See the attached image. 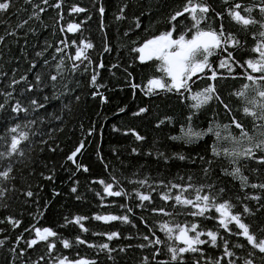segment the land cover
<instances>
[{
  "label": "trees",
  "instance_id": "trees-1",
  "mask_svg": "<svg viewBox=\"0 0 264 264\" xmlns=\"http://www.w3.org/2000/svg\"><path fill=\"white\" fill-rule=\"evenodd\" d=\"M12 2L14 7L11 14H0V35H4L6 30L10 33L0 41V103L5 100L3 93L11 92L12 98L5 105L8 113L11 112L10 105L17 99L21 100L24 106H28V111L11 114V118L8 113L0 111V136L10 139L6 128L15 123H20L22 128L25 121L34 123L30 128H24L29 132V137L19 145L23 155L14 154L11 158L0 159V170L9 162L13 165L9 174L13 178L9 181L0 180V187L8 189L5 195L0 197V205L7 206H0V220H4L5 216L20 220L16 228H12L6 221L0 223V229H3L0 231V239L8 237L4 244L0 245V264H31L33 261L35 264H49V261L55 264L58 255L67 256L69 259L83 257L94 261V264H140L144 256H149V264H156L157 261L166 259L164 245L159 246L161 253L157 254L155 260L151 259L154 245L143 249L137 245L147 243L142 239L144 235L152 238L149 228L162 241L166 239L164 233L156 226L160 220L187 224L196 222L197 230L217 231L228 240V247L236 253L231 259L236 260V264H242L239 258H247V251L251 246L246 245L243 237L230 235L218 226L219 222L214 217L219 214L215 209L207 210L203 217L187 215L185 213L189 211L188 206L172 208V201L160 200L158 192L163 189L154 181L163 179L166 183L172 181L180 184H212L213 189H204L212 193H216L221 187L224 188L225 191L217 197V202L229 199L235 205L233 211L241 212L242 206L246 204L251 211L249 214H242L241 219L249 224L250 231L255 232L259 238L262 233L258 230L264 227V190L258 187L241 189L238 179L233 180L222 173L221 169L230 171L232 167L222 150H231L236 145L227 138L222 127L220 139L214 134L216 124H228V131L233 136H239L240 130L231 124L232 117L245 129L252 131V118L242 113L241 101L233 95V92L245 83L244 78L239 75L243 69L234 67L235 75L230 76L225 69L218 68L220 55H223L221 53L209 57V63L218 74H223L222 77L218 75L215 80H209L207 77L210 70L205 68L203 73L193 76L190 82L193 92L212 83L221 100L231 109L230 113L215 100L199 110H192L189 105L193 101L180 99L175 93L157 91L145 95L140 88L133 89L130 86L132 83L143 86L149 76L158 75L154 62L142 64L138 60L133 61L137 55L130 51L135 46L133 41L138 44L152 35L168 30V17L182 5L183 0H62L59 10L51 7L56 0H48L47 4L41 3V0H31L30 3L26 0ZM207 2L211 6L208 14L210 26L218 28L223 23L225 32H232L244 46L243 51H233V56L241 63L246 58L254 57L255 54L249 51L254 44L251 33L258 31L259 26L249 25L245 30L228 17L223 0ZM227 2H231V7L236 1ZM260 2L261 0H244L242 4ZM31 3L45 9L44 12L38 13L39 19L29 18L33 11ZM73 3L86 9V12H70L68 9ZM100 3L105 7L103 15L97 10ZM125 5L124 18L117 20L119 9ZM212 10L220 12L222 16L215 17ZM58 11L62 19L57 17ZM211 14L214 17H211ZM251 15L260 18L257 9H254ZM20 21L27 23L21 28H16L15 25ZM69 22L80 23V29L68 32L66 25ZM101 23L104 25L102 29ZM137 23L139 27H136ZM184 23L187 24L188 20L184 19ZM61 27H64L63 32L60 31ZM12 32L15 34H11ZM81 37L90 40L94 45L93 49L88 50L93 64L85 71L87 61H74L78 68L73 71L69 56L74 54L75 46L71 45V41L76 40L78 44ZM61 41L68 42L69 47L64 48ZM105 43L109 46L108 50L104 48ZM57 47L62 51L56 52ZM61 57L63 71H58L55 65L61 63ZM45 60L48 61L47 64L44 63ZM101 62L103 67L97 69V83L101 87L96 89L90 86L89 79L92 69ZM125 69L132 73L130 81L126 79ZM37 74H40L42 80L38 87L35 81ZM21 75L26 76V81H20L18 85L9 88L11 80H19ZM51 75L56 76L55 81L50 79ZM28 83L33 84V88L21 92L20 89H26ZM93 91L102 93L104 102H101L99 94L93 96ZM251 94L249 90V95ZM76 96H79V100L75 99ZM31 99H35L42 107L29 106ZM121 107L124 111H117ZM140 107L146 108V111L138 113ZM190 111L194 112L191 121L194 129H207L211 122L213 132H207L202 138L188 144L182 140L170 139L171 136L179 135L180 126L186 125V117ZM164 117H171V121L164 120ZM256 123L259 124L260 121ZM127 129H134L144 139L136 140ZM41 140L45 143L41 144ZM81 141L84 146L73 159L87 166V172L83 169L77 170L76 164L65 159ZM49 146L53 150L50 151ZM213 147L220 151L219 156L212 154ZM132 148H137L138 151L133 153ZM5 149L6 144L0 140V152ZM157 151L163 152L168 160L157 156ZM173 153L183 154L186 159L179 160ZM260 154L255 153L257 156ZM200 157H203V160ZM208 161H211V164ZM238 166L241 167L243 175L249 178V183H264V163L254 159H241ZM205 167L209 169L207 175L203 171ZM252 169L256 171L253 172ZM48 176L53 178L46 179ZM112 176L117 177L119 187L129 193L127 198L123 195L108 196L103 192V185L99 180L111 183ZM189 176H192V181L188 180ZM145 177L156 191L151 193V204L145 201L142 207H137L140 201L132 189L136 187L141 191L149 190L147 185L141 187L135 183ZM73 186L77 189L74 193L71 191ZM112 190H118L116 184H113ZM27 191H32L33 196H27ZM175 192L174 189L172 194ZM252 195H258L260 199L252 200ZM237 196L241 198L240 201L235 199ZM154 206L165 207L167 212L174 215L169 217L162 213H153L151 208ZM128 208L132 211L129 212ZM106 214L126 215L129 219L128 222H104L94 219L95 215ZM75 216L87 217L81 222L87 231H81L79 225L73 221ZM208 216L213 218H206ZM44 227H49L58 234V238H49L55 244L51 253L43 241L32 247H28L26 243L34 238V228ZM229 228L233 232L237 231L234 224H229ZM111 231H116L119 235L109 240L104 233ZM17 236L20 237L18 241ZM76 236L88 243L76 242ZM60 239L69 240L70 247L65 249ZM201 239L206 241L205 245L200 246L205 259L221 258V264H227L229 258L221 257L222 244L213 247L207 243L206 236L202 235ZM103 243H107L114 251L109 253L95 247ZM236 243L245 244V248L233 247ZM90 244L94 246L90 247ZM121 247L124 248L123 252L120 251ZM253 251L254 264H264V254L258 250ZM109 255L112 259L108 258ZM205 259H201L199 253L185 254V264H193L194 260L205 264Z\"/></svg>",
  "mask_w": 264,
  "mask_h": 264
},
{
  "label": "snow or ice",
  "instance_id": "snow-or-ice-1",
  "mask_svg": "<svg viewBox=\"0 0 264 264\" xmlns=\"http://www.w3.org/2000/svg\"><path fill=\"white\" fill-rule=\"evenodd\" d=\"M26 2H31V0H26ZM224 3H227V0H223ZM41 3L47 4L48 0H41ZM62 0H56V2L51 5L54 9H61ZM14 7L12 0H0V14H11V9ZM31 7L33 11L30 14V19L35 17L39 19L38 13L44 12L45 9L39 7L35 3H31ZM125 6H122L119 9V14L116 16L117 20L123 19V13ZM210 4L207 0H183L182 5H180L175 11H173L168 17L169 20V28L166 31H161L159 34L152 35L149 38L144 39L142 42L135 44L134 47L130 49L132 53L137 55L134 56L133 61H140L142 64L148 61H152L155 64V71L158 75H151L147 78L146 82L141 86L140 84L132 83L130 86L133 89L140 88L141 91L144 92L145 95L153 94L157 91L175 93L180 99H190L193 101L189 105L192 110H199L202 106L208 104L210 101L215 100L220 102L223 107L231 112V109L227 104H225L220 96L216 92V88L212 83H208L206 87L200 88L197 91L193 92L191 87V80L193 76H196L197 73H203L205 68L210 70V75H208L209 80H215L218 75L223 76V74H218L216 70H213L212 64L209 63V57L213 55H220L218 68L225 69L226 73L230 76L235 75L233 73V68L238 66L243 71L239 74L245 80V83L241 84L239 90L233 92V95L240 99L241 101V111L248 117L252 118V131H248L243 127L241 123H239L235 117H232L231 124L235 125L237 129H239V136H233L229 129V125L225 124L223 126L216 124V131L214 132L217 139L221 138V127L224 129L227 138L231 139L234 143V146L231 150L228 148H224L222 151L224 155L228 158L229 163L232 165L231 170L221 169L222 173L230 176L233 180L240 181V188L244 189L245 187L251 188H260L264 190V183H249V178L242 173V169L238 166V162L248 159H254L261 163H264V0H261L260 3H249L247 5H243L240 0H236L235 3L232 4L230 8H226L225 11L228 17L234 21L236 24L241 25L247 30L249 25H258V31H253L251 36L254 40V44L250 47L249 51L254 53V57L244 59L243 63L237 60L233 56V51L236 50H244V46L241 43V40L237 38L232 32H225L223 23L219 25L218 28H213L210 26ZM254 9H257L259 12L260 18L252 16L251 13ZM73 13H82L86 12V9L80 7L78 4H71L68 9ZM98 12L103 15L105 12V7L103 3H100L98 7ZM214 12L215 17L220 18L222 14L220 12ZM185 14L187 16L185 17ZM57 17L60 16V12H57ZM181 19H177V18ZM138 19V18H137ZM184 19L188 20V23H184ZM175 21L176 23H171ZM2 22V21H0ZM27 21L18 22L15 27L21 28L26 24ZM80 23L69 22L66 25L68 32H76L80 29ZM101 29L104 27L103 23L100 25ZM136 27H139V23H137ZM61 32L64 31V27H61ZM175 33V35H174ZM10 33L6 30L4 35H0V41H3L5 35H9ZM11 34H15L12 32ZM64 44V48L69 47V43L66 41H61ZM71 45L75 46L74 54L69 56V61L71 62V69L76 71L78 68L77 63L74 61H80L83 63L87 61L85 65V71L88 70V66L93 64L90 56L88 55V50L93 49L94 45L90 40L81 37L79 43L77 44L76 40L71 41ZM105 50L109 49L107 43L104 44ZM232 50H229V49ZM56 52H61L62 49L57 47L55 49ZM37 55H41V53H37ZM63 57H61V63H57L55 65L58 71H63L62 69ZM45 64L48 63L47 60L44 61ZM35 61H33V65ZM103 67L102 62L98 63L95 68L92 69V74L89 79L90 86L99 89L101 87L100 84L97 83L98 71L97 69ZM126 72V79H132V73ZM50 79L52 81L56 80L55 75H51ZM197 79L199 77L197 76ZM20 81H26V76L21 75L19 80L13 78L8 85L9 88L12 85H18ZM35 81L37 82L36 86L38 87L41 83V76L37 74L35 76ZM55 87V85H53ZM33 88V84L28 83L26 85V89L21 88L20 91L24 92L25 90H31ZM249 90H251V95H249ZM100 96L101 102H104L105 97L102 93H98L97 91H93L92 95ZM5 100L3 103H0V111L8 113V109L5 105L8 103V100L11 99V92L5 91L3 93ZM47 100V97L44 98ZM76 100H79V96L75 97ZM29 106L42 107L39 105L35 99H31L28 102ZM11 112L8 113L9 118H11V114L22 113L28 111V106H24L22 101L17 99L14 104L10 105ZM117 111L123 112L124 108L121 107ZM146 108L140 107L138 113H144ZM134 113V115L138 114ZM194 112L190 111L188 116L186 117V125L180 126V133L176 136H171L172 140H182L185 144L191 143L195 140L202 138L205 133L213 132V125L209 124L207 129H194L192 126V117ZM56 119H60V117H56ZM164 120L171 121V117H164ZM260 121L259 124L256 122ZM34 121H25L24 127H21L20 123H15L10 127L6 128L7 135L10 139H5V137L0 136V140H3L6 144L5 151L0 152V159L3 158H11L14 154L16 156H22L23 150L19 147L21 142L27 141L29 137V132L25 131L24 128H30ZM91 131V130H90ZM128 132H131L133 136H135L136 140H143L144 138L139 135L134 129H127ZM243 141V144H241ZM41 144L45 143V141L41 140ZM84 146V142L81 141L69 154L66 155L65 159L67 161H71L76 164L77 170L83 169V171L87 172L88 168L84 164L77 163L73 158L79 153ZM49 150H53L49 146ZM138 151L137 148H132V152L136 153ZM212 154L214 156H219L220 151L213 147L211 149ZM256 152L261 153L259 156L255 155ZM146 155L148 153H145ZM156 155L164 159L168 160V157L165 156L163 152H156ZM173 156L179 160H184L186 157L183 154L173 153ZM203 160V157H200ZM211 164V161H208ZM13 170L12 162L7 163L3 170H0V180L9 181L13 177L9 174ZM205 175L208 174L209 169L205 167L203 169ZM253 172L256 169H252ZM43 175V173H41ZM46 179H52V176L45 177ZM192 176L188 177L189 181H192ZM112 182H105L103 179L99 180V183L103 185V192L108 196H124L127 198L129 193H126L122 187H119V181L117 177H111ZM132 183V181H129ZM136 184L141 187L147 185V191H141L140 188L134 187L132 192L135 194V197L140 201L137 204V207H142L143 202L147 201L149 204L152 202L151 193L156 191V188H153L147 177L144 179H139L135 181ZM155 184L162 187V191L158 192L159 198L161 201L168 202L172 201V208H176V206H181L184 208L186 206L189 207V211L185 214L190 215L192 217L196 216H205V213L209 209H215V212L219 215L214 217L219 222V227L223 228L225 232L230 235H236L238 237H243L246 245L251 246L247 251V258L240 257L239 259L242 261V264H254V260L252 257L254 256L253 250H258L259 253L264 254V227L259 229L262 234L257 237L255 232L250 231L249 224L243 222L241 219L242 214H249V207L244 204L242 206L241 211H233L235 205L230 202L229 199H221L217 202V197L225 191L224 188H220L216 193H212L211 191H204L205 188L211 190L213 189L212 184L200 183H173L172 181H168L167 183L163 179H158L154 181ZM113 184L117 185L118 190L113 191ZM176 190L173 195V190ZM76 187L73 186L71 191L76 192ZM189 190H191L189 192ZM8 191L5 187H0V197L5 195V192ZM187 193V195L185 194ZM27 196H33L32 191H27L25 193ZM99 195V193H97ZM248 198V197H245ZM252 200H259L260 197L258 195H252L250 197ZM237 201H240V197L237 196L235 198ZM3 207H7L6 205H0ZM47 207V204H45ZM121 207H125V205H121ZM264 207V205H262ZM128 211L131 212L132 209L128 208ZM151 211L153 213H162L165 216H173L174 213L167 212L165 207H152ZM42 214V213H41ZM206 218H213L208 216ZM87 217L84 216H75L73 217V221L79 225L81 231H87L84 225L81 223L86 220ZM94 219L108 222L120 220L123 222H128V216H117L112 214L106 215H95ZM6 221L12 228H16L17 225L20 224L19 219H15L12 216H5L4 220H0V223ZM229 224H234L237 231L233 232L229 228ZM156 226L159 228L161 232L164 233L165 240H161L160 237L156 236L155 232H152V229L149 228L148 231L151 233L150 238L148 235H144L142 237L143 241L147 243H141L137 245L139 248H146L149 246H155L154 251L152 252L151 259L155 260L157 254L161 253V248L159 247L161 244L164 245V255L166 259L159 260L156 264H185V254L186 253H199L201 259H205L203 255V249L200 247L201 245H205L206 241L201 239V236H206L208 238L207 243L211 244L213 247H219L220 244L223 246V251L221 253V257H228L227 264H236V260L231 259V257H235L236 253L232 251L228 247V240H225L223 236H220L217 231L212 229L207 230H197L198 225L196 222H192L190 224L187 223H179L172 220H160L157 222ZM35 232L34 238L26 241L28 247H32L36 245L37 242L43 241L46 243V247L49 253H51L55 247V244L49 238H58V234L53 231V229L49 227L44 228H34ZM3 231V229H0ZM192 233L191 235L189 233ZM95 235V233H93ZM111 240L114 237H117L119 234L116 231L106 232L104 233ZM8 237L5 236L3 239H0V245H3L5 240ZM20 239L19 236L16 237L18 241ZM76 242L80 244L88 243L85 240H82L80 236L75 237ZM219 241V244H218ZM178 242V243H177ZM60 243L63 245L65 249L70 247V242L67 239H60ZM93 247L94 245H89ZM95 247H99L101 250H107L109 253L114 251L109 247L107 243H103L97 245ZM129 247H131L129 245ZM233 247L237 249H244L245 244L236 243ZM120 251L123 252L124 248L121 247ZM23 250L21 249V253ZM109 259H112V256L109 255ZM43 259V257H40ZM150 257L144 256L140 264H149ZM31 264H35V262H31ZM51 264V261H49ZM55 264H94V261L85 259L80 257L78 259H69L67 256L58 255L55 258ZM193 264H199V261H193ZM205 264H221V258H212L207 257L205 259Z\"/></svg>",
  "mask_w": 264,
  "mask_h": 264
},
{
  "label": "flooded vegetation",
  "instance_id": "flooded-vegetation-1",
  "mask_svg": "<svg viewBox=\"0 0 264 264\" xmlns=\"http://www.w3.org/2000/svg\"><path fill=\"white\" fill-rule=\"evenodd\" d=\"M233 1H236V0H233ZM240 2L242 3V2H244V0H240ZM230 4H231V2H227V3H224V8L226 9V8H230ZM176 23V22H175Z\"/></svg>",
  "mask_w": 264,
  "mask_h": 264
},
{
  "label": "rangeland",
  "instance_id": "rangeland-1",
  "mask_svg": "<svg viewBox=\"0 0 264 264\" xmlns=\"http://www.w3.org/2000/svg\"><path fill=\"white\" fill-rule=\"evenodd\" d=\"M211 17H214V16H212V14H211Z\"/></svg>",
  "mask_w": 264,
  "mask_h": 264
}]
</instances>
